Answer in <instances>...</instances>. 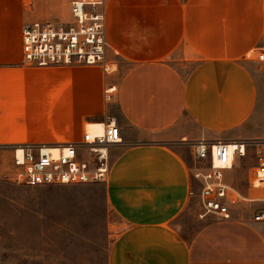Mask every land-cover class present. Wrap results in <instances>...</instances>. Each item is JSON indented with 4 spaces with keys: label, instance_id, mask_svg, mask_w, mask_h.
I'll use <instances>...</instances> for the list:
<instances>
[{
    "label": "crops",
    "instance_id": "0c3cea01",
    "mask_svg": "<svg viewBox=\"0 0 264 264\" xmlns=\"http://www.w3.org/2000/svg\"><path fill=\"white\" fill-rule=\"evenodd\" d=\"M29 1L0 0V136L49 140L54 130L68 137V117L57 120L45 107L59 98L63 115L73 103L89 109L100 82L114 88L110 100L103 96L111 105L98 123L114 118L122 140L100 184L126 229L107 264H264V188L251 185L256 146L264 143V62L256 67L245 59L264 49V0H106L109 50L122 58L112 76L84 64H22L24 23L56 15V0ZM185 58L199 59L185 70ZM27 130L30 136L21 134ZM199 141L244 144L245 155L223 171L238 205L229 220L205 216L185 239L173 222L183 213L200 221L197 198L188 194L199 189L191 177Z\"/></svg>",
    "mask_w": 264,
    "mask_h": 264
},
{
    "label": "built area",
    "instance_id": "2783aa9c",
    "mask_svg": "<svg viewBox=\"0 0 264 264\" xmlns=\"http://www.w3.org/2000/svg\"><path fill=\"white\" fill-rule=\"evenodd\" d=\"M106 0H72L67 22L32 21L20 31L21 63L30 67L70 65L98 66L108 73L116 62L107 58L110 49L105 14ZM264 62V49L256 53ZM114 88L104 90L110 100ZM121 130L114 118L101 123L98 133L85 128L74 140L56 143L18 144L13 151L11 180L29 187L106 183L112 165V149L121 143ZM195 170L192 179L198 183L197 205L205 215L216 220L233 217L236 197L223 181V171L230 169L235 156L245 155L243 143L199 141L193 144ZM257 166L251 185L264 188V143L256 146ZM262 216H255V220Z\"/></svg>",
    "mask_w": 264,
    "mask_h": 264
},
{
    "label": "rangeland",
    "instance_id": "374dc122",
    "mask_svg": "<svg viewBox=\"0 0 264 264\" xmlns=\"http://www.w3.org/2000/svg\"><path fill=\"white\" fill-rule=\"evenodd\" d=\"M71 1L56 0L55 17L39 21L67 22L70 19ZM29 3L31 5L32 0ZM113 53L116 54L108 50L107 58L117 65H112L109 68L112 71L108 73L101 70L104 75L112 76L119 71L122 58ZM248 55L245 59L256 67L262 63L256 59V54ZM198 59L185 58L179 62L186 64L184 69L188 70ZM39 70L62 72L63 69L30 71ZM94 70L102 76L98 68ZM104 88L103 82L96 86L89 109L83 104L73 103L66 106V114L63 115L59 98L56 103L52 102L45 107L46 111L49 108L55 109L57 120L64 119L63 116L68 117L69 126L72 124L74 127L68 137L63 138L60 132L54 130H49V140L10 141V137L0 136V264H107L109 249L126 229V225L107 206L104 187L100 183L29 187L17 185L11 180L12 155L19 143L62 142L71 137L76 129L77 133L81 132L84 124L86 129L90 124L102 120L107 106L111 105L103 100ZM54 92L57 95L59 89ZM78 122L79 127L75 128L74 124ZM25 133L28 137L31 132H21ZM73 139H76V135ZM194 208L196 214L202 213L197 199ZM205 216L196 223L191 216L183 213L174 220L173 226L183 238L189 239L205 223Z\"/></svg>",
    "mask_w": 264,
    "mask_h": 264
},
{
    "label": "bare ground",
    "instance_id": "6f19581e",
    "mask_svg": "<svg viewBox=\"0 0 264 264\" xmlns=\"http://www.w3.org/2000/svg\"><path fill=\"white\" fill-rule=\"evenodd\" d=\"M101 128V123H98V122H94L92 124H90L86 130L89 132V133H92V134H95V133H98L99 130Z\"/></svg>",
    "mask_w": 264,
    "mask_h": 264
}]
</instances>
